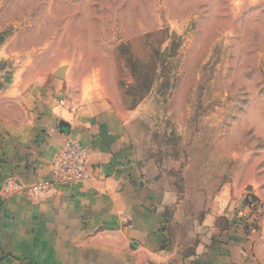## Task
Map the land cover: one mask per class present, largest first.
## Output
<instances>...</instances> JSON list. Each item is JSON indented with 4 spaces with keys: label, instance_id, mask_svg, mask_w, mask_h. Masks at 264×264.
<instances>
[{
    "label": "rangeland",
    "instance_id": "obj_1",
    "mask_svg": "<svg viewBox=\"0 0 264 264\" xmlns=\"http://www.w3.org/2000/svg\"><path fill=\"white\" fill-rule=\"evenodd\" d=\"M14 81L112 111L173 232L232 222L264 259V0H0Z\"/></svg>",
    "mask_w": 264,
    "mask_h": 264
},
{
    "label": "crops",
    "instance_id": "obj_2",
    "mask_svg": "<svg viewBox=\"0 0 264 264\" xmlns=\"http://www.w3.org/2000/svg\"><path fill=\"white\" fill-rule=\"evenodd\" d=\"M19 89L14 81L0 90V187L9 176L21 185L0 195V264H264L232 222L219 229L215 217L203 220L192 243L184 217L182 234L172 231L157 175L112 111ZM67 137L86 147L90 179L55 176ZM39 183L47 188L30 190Z\"/></svg>",
    "mask_w": 264,
    "mask_h": 264
},
{
    "label": "built area",
    "instance_id": "obj_3",
    "mask_svg": "<svg viewBox=\"0 0 264 264\" xmlns=\"http://www.w3.org/2000/svg\"><path fill=\"white\" fill-rule=\"evenodd\" d=\"M87 160L86 147L73 137H67L64 141L55 163L54 174L58 180L64 184L88 180L91 176L87 173L85 162ZM45 183H39L32 187L35 192H41L46 189ZM21 189V185L14 177L9 176L3 179L0 187V195L8 198Z\"/></svg>",
    "mask_w": 264,
    "mask_h": 264
},
{
    "label": "water",
    "instance_id": "obj_4",
    "mask_svg": "<svg viewBox=\"0 0 264 264\" xmlns=\"http://www.w3.org/2000/svg\"><path fill=\"white\" fill-rule=\"evenodd\" d=\"M63 73V70L62 69H58L57 72H56V76L60 77Z\"/></svg>",
    "mask_w": 264,
    "mask_h": 264
}]
</instances>
